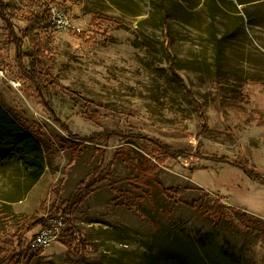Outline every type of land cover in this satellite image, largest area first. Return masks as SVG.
Returning a JSON list of instances; mask_svg holds the SVG:
<instances>
[{
    "label": "rangeland",
    "instance_id": "rangeland-1",
    "mask_svg": "<svg viewBox=\"0 0 264 264\" xmlns=\"http://www.w3.org/2000/svg\"><path fill=\"white\" fill-rule=\"evenodd\" d=\"M4 2L19 36L26 11L55 7L51 61L39 68L77 96L29 79L0 18V103L52 141L35 182L1 159L2 226L14 233L9 213L46 223L53 205L70 208L77 247L30 248L37 225L3 253L0 235V264H214L191 260L200 236L222 264H264V0ZM96 13L118 22L96 32ZM157 143L170 150L155 181L132 184L136 167L157 162Z\"/></svg>",
    "mask_w": 264,
    "mask_h": 264
},
{
    "label": "trees",
    "instance_id": "trees-1",
    "mask_svg": "<svg viewBox=\"0 0 264 264\" xmlns=\"http://www.w3.org/2000/svg\"><path fill=\"white\" fill-rule=\"evenodd\" d=\"M51 2L52 4L56 3L54 0H51ZM240 2H244V0H240ZM52 8L53 6L50 4L47 7L41 8L39 10L30 9L26 11L25 15H23L24 27L19 30L21 36H19L14 29V25L10 20L11 18L8 12V4L5 3L4 0H0V18H2L6 23L8 31L10 32V38L14 43V46H16V60H18L21 69L29 77V79L40 88L48 87L54 92L60 90V92H68V94L72 93L74 94L72 96L76 97L77 94L74 90L59 84L55 80L56 78H53L48 70L39 68L41 63L47 64L51 61L50 58L52 56V51L50 45L53 41V28L55 26ZM117 22L118 21L114 16L103 15L99 13H96L91 21L92 25L96 29V32H99L97 29L103 24L111 26L117 24ZM82 36H84V34H82L81 37ZM26 40L29 45L28 50H25ZM26 58L30 59V65L27 69L24 66V61ZM40 95L41 93H39V96ZM88 103L91 108L98 106L97 103L90 100H88ZM90 117H93V115ZM46 132L47 130L42 124L36 122L35 120H30L29 118L27 119L25 116H21V114H19L16 110L13 111L12 109H7L2 103H0V145L5 147L4 152L0 156V161L1 159L2 161L6 160L8 162L19 161L30 174L32 182L37 181L43 174L46 159L45 154L50 151L52 145V141L49 139L48 135H46ZM107 132L109 134L115 133L112 131ZM62 138L64 139H61L63 144L62 147L71 153L73 160L77 159L81 154V149L78 147L77 149H71L70 140L64 137ZM157 144L159 146L158 152L156 154L157 162L154 163L147 159V163H145L140 168V170L137 169L138 167H136L137 175L133 178V180H131L132 184L144 186L148 185L147 183L150 181V179L155 181L153 178L159 170V163L164 161L162 154L168 152V149L170 150V148L164 144ZM161 148L165 150L160 151L162 150ZM140 157L144 156L141 155ZM221 159L227 160L225 157H221ZM134 166H136L135 163ZM238 166L244 168L254 179L263 178L261 175H259V173H256L254 170L250 169L247 161L238 163ZM159 186L161 192L164 195H168L172 192L174 195L181 193V190L178 188H165L162 184ZM194 188L198 190L203 189L199 187ZM194 204L195 203H193V205ZM55 206L56 205H53V211L56 213L55 215L60 214L65 220V227L59 242L63 243L68 248V250L71 251L74 246L75 248L77 247L75 243L77 237L75 235L71 221L73 214L70 208L60 209V206ZM7 214L8 213L3 209L0 211V235L2 238H4L3 245H5L1 249L2 253L4 251H8L9 249L15 248L16 244L23 245L24 236L30 232L33 227L37 225L44 226L45 224L44 217H39L36 214L29 215L22 213L14 215L13 213H9V218H13L14 220L15 231L12 233V231L6 230L5 226H2L3 220H5ZM244 214L245 212L243 215ZM242 218L243 221L247 220L245 216H242ZM250 220H247V222H250ZM202 237H198L200 242L194 246V249H196H193L194 254L191 257V260H196L197 262H200L201 260H210L214 264H222L225 261L224 255L219 249H215L212 245H206L203 243ZM14 240L16 241V244H14ZM233 253L235 252L231 251L230 255ZM31 256H34V254Z\"/></svg>",
    "mask_w": 264,
    "mask_h": 264
},
{
    "label": "built area",
    "instance_id": "built-area-1",
    "mask_svg": "<svg viewBox=\"0 0 264 264\" xmlns=\"http://www.w3.org/2000/svg\"><path fill=\"white\" fill-rule=\"evenodd\" d=\"M54 9L55 7L53 6L52 12ZM64 227L65 220L62 215L59 214L46 217L45 225L40 227V230H38V232H36L28 241L30 248L44 249L46 246L55 243L60 239Z\"/></svg>",
    "mask_w": 264,
    "mask_h": 264
}]
</instances>
